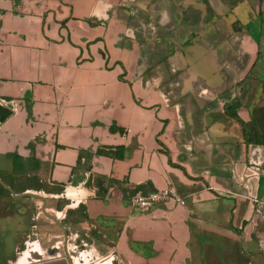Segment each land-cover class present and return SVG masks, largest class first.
<instances>
[{"label":"crops","instance_id":"1","mask_svg":"<svg viewBox=\"0 0 264 264\" xmlns=\"http://www.w3.org/2000/svg\"><path fill=\"white\" fill-rule=\"evenodd\" d=\"M33 179L127 264H264V0H0V180Z\"/></svg>","mask_w":264,"mask_h":264},{"label":"rangeland","instance_id":"2","mask_svg":"<svg viewBox=\"0 0 264 264\" xmlns=\"http://www.w3.org/2000/svg\"><path fill=\"white\" fill-rule=\"evenodd\" d=\"M36 180H20L12 183L17 195L33 193L47 200V213L59 220L68 230V252L73 264H127L114 246L102 244L90 230L84 226V209L70 211L63 197L47 190H37ZM43 188V183H39ZM30 189V192H24ZM7 189L0 185V220L12 219L16 223L17 237L13 250L0 249V264H23L21 258L28 245L37 246L41 252L29 261L39 262L65 257V233L52 219L43 213L44 202L28 197L18 201ZM11 241V240H10ZM12 247V246H11ZM16 247V248H15Z\"/></svg>","mask_w":264,"mask_h":264},{"label":"built area","instance_id":"3","mask_svg":"<svg viewBox=\"0 0 264 264\" xmlns=\"http://www.w3.org/2000/svg\"><path fill=\"white\" fill-rule=\"evenodd\" d=\"M174 200L184 206L186 201L179 198L173 187L161 192H151L146 196H139L133 200V210L139 214H146L158 207L159 204ZM264 204V200L262 201Z\"/></svg>","mask_w":264,"mask_h":264},{"label":"water","instance_id":"4","mask_svg":"<svg viewBox=\"0 0 264 264\" xmlns=\"http://www.w3.org/2000/svg\"><path fill=\"white\" fill-rule=\"evenodd\" d=\"M0 185L3 186L5 189H7L16 198L32 197V198H35V199H41L44 202L43 213L45 214V216H47L48 218H50L53 221H55L63 229V231L65 233V257L51 259V260H46V261H39V262H32L30 260L29 264H73V262L71 260V257L69 255L68 249H67V240H68L67 233H68V230L62 225V223L59 220L53 218L52 216H50L47 213L46 199L44 197L38 195V194H33V193H28V194H24V195H17L12 188H10L8 185H6L1 180H0Z\"/></svg>","mask_w":264,"mask_h":264},{"label":"trees","instance_id":"5","mask_svg":"<svg viewBox=\"0 0 264 264\" xmlns=\"http://www.w3.org/2000/svg\"><path fill=\"white\" fill-rule=\"evenodd\" d=\"M233 117H234L236 120H239L238 117H237L236 115H233ZM239 121H240V120H239ZM240 123L245 127V124H244L242 121H240Z\"/></svg>","mask_w":264,"mask_h":264}]
</instances>
